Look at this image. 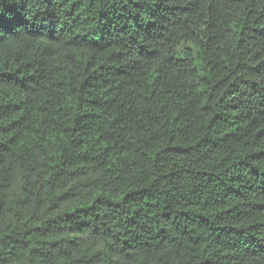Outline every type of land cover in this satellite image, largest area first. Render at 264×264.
I'll return each mask as SVG.
<instances>
[{
	"label": "trees",
	"instance_id": "trees-1",
	"mask_svg": "<svg viewBox=\"0 0 264 264\" xmlns=\"http://www.w3.org/2000/svg\"><path fill=\"white\" fill-rule=\"evenodd\" d=\"M0 264H264V0H0Z\"/></svg>",
	"mask_w": 264,
	"mask_h": 264
}]
</instances>
